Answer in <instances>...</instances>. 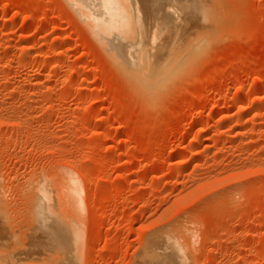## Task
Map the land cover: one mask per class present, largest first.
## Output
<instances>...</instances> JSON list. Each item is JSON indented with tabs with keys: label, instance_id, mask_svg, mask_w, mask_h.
I'll use <instances>...</instances> for the list:
<instances>
[{
	"label": "rangeland",
	"instance_id": "rangeland-1",
	"mask_svg": "<svg viewBox=\"0 0 264 264\" xmlns=\"http://www.w3.org/2000/svg\"><path fill=\"white\" fill-rule=\"evenodd\" d=\"M66 1L0 0L1 264H145L168 229L187 264H264V0H209L155 107Z\"/></svg>",
	"mask_w": 264,
	"mask_h": 264
},
{
	"label": "bare ground",
	"instance_id": "bare-ground-1",
	"mask_svg": "<svg viewBox=\"0 0 264 264\" xmlns=\"http://www.w3.org/2000/svg\"><path fill=\"white\" fill-rule=\"evenodd\" d=\"M72 2L69 1L68 3L71 7L76 8L72 9L76 10L77 13L79 12L80 14L78 15L86 17L85 23L95 25L96 35H94L101 41L99 45L103 43L101 46H105L107 51L104 53H108L107 56L110 61L114 62L118 69L121 67L122 71H120H124L122 74L126 75L127 79L130 78L133 84L135 82L137 83L135 84L136 86L140 85V88L143 87L141 91H146L150 95L149 97L146 94L151 100H149L151 103L149 106L151 107L156 106L157 95L167 89L182 71L186 72L190 61L194 60L192 59L194 55L209 40H206V38L210 37L208 35L213 34L211 31L214 26L208 19V16L211 15V10L208 6L209 0H72ZM165 2L168 4L164 6ZM172 3H176L175 6ZM163 11L164 13H162ZM155 12H161V14L155 16L153 15ZM83 17L82 22H84ZM87 18L90 20L89 22ZM192 25L198 26L196 27L197 29L194 30L195 28ZM203 25L212 27L209 31L210 34L206 30L203 33L204 29L200 31V26ZM105 48L103 47L102 50L105 51ZM178 77L180 78V76ZM203 130L202 132H204ZM75 178L71 179L70 177L67 181H70V179L74 181ZM73 181L72 183L65 181L68 183L66 187L68 191L66 193L68 194L69 192L71 200L76 201L78 194H80L78 189L80 186H77L78 182L76 179ZM47 191L51 190L47 189ZM45 192L44 195L46 194ZM0 195L2 194L0 193ZM45 196L47 197V195ZM1 197L0 199H2ZM50 197L52 198V196ZM34 198L37 197L34 196ZM41 199H37L36 208L37 211L38 208L40 209L38 213L39 221L44 224L55 209H52L53 212L51 213L48 208L52 204L49 203L50 205L46 206L47 201H50L49 198L47 200L44 198L46 202L44 204L42 203L44 199L42 197ZM0 204L2 206V201ZM74 207H77V204ZM75 212L77 213V211ZM160 232L159 234L155 233L157 236L154 235V242L150 241L154 244L153 247L150 248L152 246L150 245L147 247L150 248L147 252L143 251V253L147 254H144V257L141 254L145 264H187L185 260L187 256L184 253L186 249H190L194 237L185 238V236H182L185 248L181 243L182 238L177 233H173L170 229ZM150 238L153 240L152 236ZM147 245H149L148 242ZM154 247L156 248L154 249ZM8 252L6 251L5 253L8 254ZM13 253L12 259L14 258L17 261L14 264H19L20 260L16 259L19 252ZM15 253L18 255L16 256ZM2 256L7 255L3 254ZM2 256L0 253V258ZM8 256L10 258L6 257V260L11 259L12 253L10 252ZM2 259L4 260V257ZM6 260L4 261L6 262ZM11 261L9 264H11Z\"/></svg>",
	"mask_w": 264,
	"mask_h": 264
}]
</instances>
